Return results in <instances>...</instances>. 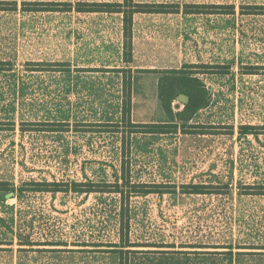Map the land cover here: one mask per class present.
Returning <instances> with one entry per match:
<instances>
[{
    "label": "rangeland",
    "instance_id": "rangeland-1",
    "mask_svg": "<svg viewBox=\"0 0 264 264\" xmlns=\"http://www.w3.org/2000/svg\"><path fill=\"white\" fill-rule=\"evenodd\" d=\"M2 1H17L18 10H0V59L12 64L0 72V121L15 122L14 130H0V179L15 188L43 178L113 181L121 172V135L96 132L91 123L120 119L124 73L116 69L131 71V119L166 123L158 79L192 64L209 97L189 121L195 133L134 134L125 160L132 181L175 189L130 197V239L174 245L137 249L174 252L130 253L128 263L264 264V195L246 192L264 185V133L238 132L264 125V14L240 8L264 0H137L180 9L234 5L235 12L135 13L128 63L119 13L21 10L22 1L121 0ZM183 107L173 100L174 112ZM27 121L69 126L21 132ZM190 183L220 193H183ZM119 209L115 193L0 194V264H117L105 243L119 241ZM25 239L41 244L20 245ZM199 243L217 247H181Z\"/></svg>",
    "mask_w": 264,
    "mask_h": 264
},
{
    "label": "trees",
    "instance_id": "trees-1",
    "mask_svg": "<svg viewBox=\"0 0 264 264\" xmlns=\"http://www.w3.org/2000/svg\"><path fill=\"white\" fill-rule=\"evenodd\" d=\"M202 8H208L202 10ZM241 13L243 14H264V5H247L241 6ZM245 9V10H244ZM0 10L3 11H17V1H2L0 0ZM21 10L23 12H80V13H119L122 16V36H123V61L131 62L133 59V16L135 13H173L182 11L185 14L194 13H225L231 14L235 12L234 5H199V4H184L182 9L178 4H164V3H142L137 0H121L119 2H97V1H78L72 3L69 1L55 2V1H22ZM192 64L185 65L181 69H168L164 71L158 79L157 97L160 101L163 111L167 114L170 122H134L131 119V71L130 68L116 69L118 72H123V100L121 116L119 121H112L108 123H91L96 127V132L120 133L122 141L121 146V172L120 175L115 176L113 181H94L87 179L84 181L73 179H61L49 181L46 178L41 180L30 179L22 181L18 188L14 187L12 181L0 179V194L3 196L11 195L21 198L24 191L33 193H57L73 192L76 194H90V193H115L119 195V241L105 243L109 246L107 252L117 257V264H129L128 255L130 253H146V252H174L169 250H156L159 248H173V244L161 245L155 243H139L133 241L129 236V202L132 195H148L150 193H165L175 192L164 191L158 189L161 185L136 183L132 181L128 167L125 168L128 159L129 145L134 134H168L177 133L180 131L183 134L195 133L192 128H195L194 123L189 121L193 118L198 110L204 108L208 104V92L203 83L194 76L191 69ZM12 70L10 60L0 59V72ZM225 70H220L219 73H225ZM179 94L188 96V101L184 103V107L180 112H174L172 109V102ZM69 123L60 121H33L21 122L20 131H49V132H63L68 130ZM99 127V128H97ZM14 130V121H0V130ZM83 130V129H77ZM85 130V129H84ZM89 130V129H88ZM239 134H258L264 133V125H240ZM198 133V131H197ZM202 133H206L202 131ZM175 188V185H171ZM225 186V185H224ZM226 187V186H225ZM214 188L212 185H205L199 183H190L187 189H182L183 193L194 195L205 194H219V191L209 190ZM248 194L264 195V185H248L246 186ZM41 243H33L30 240H24L20 245H39ZM103 244V243H101ZM96 244V245H101ZM45 245H59L54 243H45ZM138 247H156L154 250L137 249ZM181 247L189 248H206L217 247L216 245L193 244ZM231 248V247H230Z\"/></svg>",
    "mask_w": 264,
    "mask_h": 264
},
{
    "label": "water",
    "instance_id": "water-1",
    "mask_svg": "<svg viewBox=\"0 0 264 264\" xmlns=\"http://www.w3.org/2000/svg\"><path fill=\"white\" fill-rule=\"evenodd\" d=\"M177 98L184 101V103L188 101V96L185 94H179Z\"/></svg>",
    "mask_w": 264,
    "mask_h": 264
}]
</instances>
